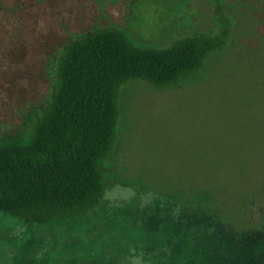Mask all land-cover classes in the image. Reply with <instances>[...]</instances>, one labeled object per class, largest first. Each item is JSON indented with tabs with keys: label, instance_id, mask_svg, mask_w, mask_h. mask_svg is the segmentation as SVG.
Here are the masks:
<instances>
[{
	"label": "rangeland",
	"instance_id": "obj_1",
	"mask_svg": "<svg viewBox=\"0 0 264 264\" xmlns=\"http://www.w3.org/2000/svg\"><path fill=\"white\" fill-rule=\"evenodd\" d=\"M224 1L234 34L210 73L180 89L137 86L125 100L128 150L120 163L130 171L140 165L160 186L202 185L230 216L244 209L239 226L259 222L261 230L242 229L229 244L225 225L204 234L197 213L187 215L192 222L178 218L180 207L163 221L156 206L174 207L169 202L115 186L100 208L76 219L22 226L0 213V264H264V201H257L264 199V0L261 8L249 0L258 21L248 1ZM137 3L134 16L133 0H0V134L13 133L44 100L52 56L71 36L115 23L158 44L212 25L207 0Z\"/></svg>",
	"mask_w": 264,
	"mask_h": 264
},
{
	"label": "trees",
	"instance_id": "obj_2",
	"mask_svg": "<svg viewBox=\"0 0 264 264\" xmlns=\"http://www.w3.org/2000/svg\"><path fill=\"white\" fill-rule=\"evenodd\" d=\"M246 1L252 6L251 17L258 21L253 15L257 3ZM137 2L133 0L134 16L139 15ZM207 2L212 25L181 33L166 43L136 36L115 23L97 24L71 36L53 54L44 100L23 115L13 133L0 134L2 215L22 226L76 219L96 211L107 193L121 186L137 198L151 195L157 204L174 206H156L163 221L172 219L170 211L180 207L184 212L178 218L197 213V226L204 234L210 224L218 231L225 225L222 235L229 244L243 236L242 229L251 235L261 230L259 222L239 226L244 209L230 216L220 208L216 194L202 185L160 186L140 165L134 164L130 171L129 165L120 163L128 150L124 105L134 89H180L210 73L213 58L219 59L229 46L233 16L224 0ZM194 217L187 220L192 222ZM232 227L239 234L235 238L227 232ZM158 228L153 231L159 232Z\"/></svg>",
	"mask_w": 264,
	"mask_h": 264
}]
</instances>
